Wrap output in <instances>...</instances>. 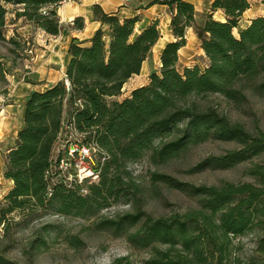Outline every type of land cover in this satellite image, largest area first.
Instances as JSON below:
<instances>
[{
	"label": "trees",
	"instance_id": "16d2710c",
	"mask_svg": "<svg viewBox=\"0 0 264 264\" xmlns=\"http://www.w3.org/2000/svg\"><path fill=\"white\" fill-rule=\"evenodd\" d=\"M57 1L0 0V41L18 45L4 34L9 7L15 19L57 36L62 29ZM155 2L172 12L174 41L163 48L160 69L146 85L116 100L160 38L158 21L137 32V17L120 19L96 6L100 27L87 44L71 41L64 79L31 92L24 101L22 126L3 154L2 177L10 187L0 199L2 235L22 223L29 227L42 215L90 220L121 204L129 209L102 218L97 227L146 252L141 264H264V131L257 122L248 129L232 121L209 101L217 95L241 105L248 91L264 98V16L242 25L249 0H213L211 11L221 10L224 18L210 13L197 32L207 64L180 68L178 52L186 44L187 28L194 25V7L186 0ZM73 25L82 29L83 18H75ZM4 77L0 60V79ZM64 124L74 125L84 143L106 152L96 182L68 187L51 180L52 154ZM207 142L237 147L198 162L188 173L263 161L245 171L250 181L221 185H195L159 171L150 172L144 184L129 170L143 160L165 166ZM163 189L185 195L194 206L153 216L146 203L151 197L163 199ZM46 239H33L29 248L41 249ZM0 264L19 263L0 254ZM113 264L134 263L120 257Z\"/></svg>",
	"mask_w": 264,
	"mask_h": 264
},
{
	"label": "rangeland",
	"instance_id": "374dc122",
	"mask_svg": "<svg viewBox=\"0 0 264 264\" xmlns=\"http://www.w3.org/2000/svg\"><path fill=\"white\" fill-rule=\"evenodd\" d=\"M246 19L243 18L242 25L245 24ZM4 34L6 39L13 36L18 45L0 41V60L5 72L4 79H0V111L1 107L12 100L8 94L11 93V85L15 79L24 77V81L36 82L33 78L38 68L34 60L41 51L46 50L48 44L36 27L22 18L15 19L11 7L6 15ZM199 51L204 54L200 44L192 52V61L194 65L203 67L207 64L204 65L206 57L199 55ZM147 77L146 72L143 71L140 75L131 78L116 100L121 101L129 96L133 89L146 81ZM247 97L248 100L241 105L230 103L217 95L211 96L209 101L216 104L219 110L227 114L232 121L241 122L248 129H252L253 124L257 122L264 131V98L255 96L250 91L247 92ZM15 128L16 121L9 119V116L0 115V199L10 187V183L2 177L3 154L12 143ZM236 147L234 143L207 142L193 148L183 158L165 166L155 167L147 160H143L129 165V170L144 184L147 183L149 173L152 171L163 172L179 181L195 185H221L224 182L250 181L251 178L245 174V171L253 162H261L263 159H254L227 170L207 168L200 173H188V170L198 162L212 156H221L227 150ZM58 148H61L60 142L55 145L54 150L57 151ZM162 193L163 199L151 197L146 203L145 210L153 216L183 212L194 206L193 201L177 191L163 189ZM128 209L127 206L114 204L90 220L42 215L29 227H26L24 223L11 227L5 236L2 235L0 227V254L19 264H113L114 260L120 257H127L134 264H141L147 257L146 252L132 249L125 239L116 238L110 231L97 227V223L102 218H115ZM46 226L49 227L43 229ZM48 231L51 232L48 233ZM44 236L47 238L46 244L41 249L29 248L33 239Z\"/></svg>",
	"mask_w": 264,
	"mask_h": 264
},
{
	"label": "crops",
	"instance_id": "0c3cea01",
	"mask_svg": "<svg viewBox=\"0 0 264 264\" xmlns=\"http://www.w3.org/2000/svg\"><path fill=\"white\" fill-rule=\"evenodd\" d=\"M186 1L191 3L194 7V25L187 28L186 44L178 52V66L180 68L194 65V61H192V52L195 51V48L199 47L200 44L196 32L204 26L207 16L212 13L213 18L217 20H223L224 18V14L221 10L211 11L213 0ZM249 1L250 8L244 12L243 18H247V21L251 18L264 16V0ZM96 6L103 12L114 14L120 19L137 17L139 19L136 24L137 32L145 29L153 21H158L160 38L142 63L138 75L144 71L148 77L146 81L141 83L138 87L148 83L147 80H149V75L152 72L159 71L161 66V52L167 43L174 41L171 32L172 12L167 5L156 3L155 0H72L62 6L55 7L57 17L62 26L60 33L57 36H49L42 30L36 28L41 32L48 43L46 50L41 51L40 55L34 60L38 68L35 70L33 78L36 82L31 83L29 81H24V77L15 79V82L11 85V93L8 94L12 100L4 107H1L0 115L9 116V119L16 121L12 143L6 148V151L14 145L17 132L22 126L23 105L29 94L33 91L43 92L51 85L64 79L69 60L68 47L71 41L76 40L78 43L87 44L94 32L100 27V23L94 18V7ZM78 17L83 18L84 26L82 29L73 28V21ZM198 54L205 58L202 52L199 51ZM206 63L207 59L204 60V65ZM12 78L14 77L12 76ZM13 110H15L14 113Z\"/></svg>",
	"mask_w": 264,
	"mask_h": 264
},
{
	"label": "built area",
	"instance_id": "2783aa9c",
	"mask_svg": "<svg viewBox=\"0 0 264 264\" xmlns=\"http://www.w3.org/2000/svg\"><path fill=\"white\" fill-rule=\"evenodd\" d=\"M70 1L72 0H58L55 7ZM58 142L61 148L53 150L49 168L51 180L68 187L86 181L96 182L107 158L106 152L95 144L84 143L83 135L72 124L63 125V132L56 144Z\"/></svg>",
	"mask_w": 264,
	"mask_h": 264
}]
</instances>
